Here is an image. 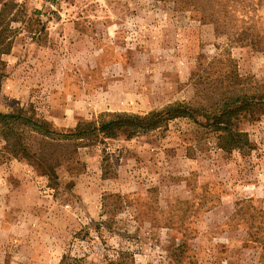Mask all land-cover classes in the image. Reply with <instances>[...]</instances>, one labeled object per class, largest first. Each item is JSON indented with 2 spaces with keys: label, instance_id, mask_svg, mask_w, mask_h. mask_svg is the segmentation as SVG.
Here are the masks:
<instances>
[{
  "label": "rangeland",
  "instance_id": "374dc122",
  "mask_svg": "<svg viewBox=\"0 0 264 264\" xmlns=\"http://www.w3.org/2000/svg\"><path fill=\"white\" fill-rule=\"evenodd\" d=\"M18 1L26 16L0 67V110L33 111L59 130L193 103L191 79L226 74L227 55L264 81V54L179 0ZM249 124L254 146L237 152L179 117L129 140L47 146L44 163L15 158L26 165L11 163L0 135V264H58L65 253L109 264L120 249L135 264H264V110Z\"/></svg>",
  "mask_w": 264,
  "mask_h": 264
},
{
  "label": "trees",
  "instance_id": "16d2710c",
  "mask_svg": "<svg viewBox=\"0 0 264 264\" xmlns=\"http://www.w3.org/2000/svg\"><path fill=\"white\" fill-rule=\"evenodd\" d=\"M179 1L198 12L201 20L211 23L215 33L229 35L235 46H249L253 51L264 54V23L262 30L256 32L252 21L261 5L260 0ZM25 16V8L18 0H0V67L4 66V56L11 52L20 31L15 24ZM225 59L230 64L226 74L209 78L197 73L191 79L195 97L193 103L177 101L146 114L102 112L96 119L78 121L74 128L67 131L55 128L33 111L12 108L0 110V135L12 157L44 163L51 160L47 153L51 145L64 143L77 149L118 137L129 140L160 128L166 129L170 120L184 117L205 130L204 133L213 134L216 146L222 151L251 149L254 144L242 124L260 118L264 110V81L238 74L234 60L228 55ZM212 63L204 71L212 68ZM2 79L3 73L0 72V90ZM35 136L40 137L37 139L39 150L32 153L30 144ZM54 160L58 161V158ZM116 254L115 259H108L109 264H135L129 251L120 249ZM58 264L95 263L89 262L86 256L65 253Z\"/></svg>",
  "mask_w": 264,
  "mask_h": 264
},
{
  "label": "crops",
  "instance_id": "0c3cea01",
  "mask_svg": "<svg viewBox=\"0 0 264 264\" xmlns=\"http://www.w3.org/2000/svg\"><path fill=\"white\" fill-rule=\"evenodd\" d=\"M4 88L3 87H1V90H3ZM251 127H250V129H246V131L248 132V134H249V139L251 140V142L253 143V141H255V138H254V136L252 135V130H253V126L251 125V124H249ZM254 144V143H253ZM134 145V144H133ZM216 150H220V151H222L220 148H218V147H216L215 148ZM250 149V148H249ZM252 149V148H251ZM237 151H240V150H234V152H237ZM125 152H127V155H125V159H124V161H130V157H134V156H132V153H131V151L130 150H126ZM250 153H251V151H250ZM249 153V157L251 158V154ZM188 160L190 159V158H187ZM250 160V159H249ZM12 161H13V165H15L14 164V161L17 163V165L19 164V165H23L24 164V162H20V160H17V159H15V158H13V160H11V163H12ZM227 161V160H226ZM125 162V163H126ZM24 165H26V164H24ZM22 174H24V172H21V173H18V175H15V176H17L18 178H20L21 176H22ZM251 197V196H250ZM221 202V201H220ZM218 203L217 205H219V204H221V203ZM209 210V209H208ZM208 210H206V211H208Z\"/></svg>",
  "mask_w": 264,
  "mask_h": 264
}]
</instances>
